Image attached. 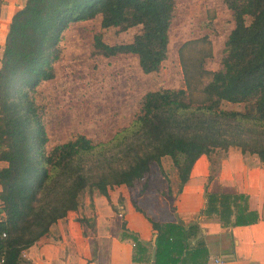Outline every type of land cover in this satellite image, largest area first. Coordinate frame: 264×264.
<instances>
[{"label":"trees","instance_id":"1","mask_svg":"<svg viewBox=\"0 0 264 264\" xmlns=\"http://www.w3.org/2000/svg\"><path fill=\"white\" fill-rule=\"evenodd\" d=\"M222 1L234 28L220 68L202 89L203 103L195 104L183 88L150 91L133 121L110 140L94 143L78 134L49 149L36 95L43 82L56 77L71 24L99 17L102 29L137 28L131 41L116 44L96 33L92 55H134L145 74L157 73L169 56L177 2L26 0L12 18L0 68V162L5 164L0 167V264H31L23 252L78 210L85 191L109 195L115 186L133 187L165 156L178 170L179 191L196 161L217 148L239 147L264 163V0ZM224 102L245 108L225 110ZM248 209L244 194L208 195L207 214L233 215V225L257 220ZM152 224L158 235L155 264H178L184 250L200 257L204 241L189 246L197 225Z\"/></svg>","mask_w":264,"mask_h":264},{"label":"crops","instance_id":"2","mask_svg":"<svg viewBox=\"0 0 264 264\" xmlns=\"http://www.w3.org/2000/svg\"><path fill=\"white\" fill-rule=\"evenodd\" d=\"M25 2L0 0V68L12 18ZM159 184L167 192H157ZM179 184L178 170L165 156L133 187L118 185L109 195L85 191L79 209L58 220L24 258L31 264H155L154 221L198 226L189 246L192 250L203 240L200 257L193 259L184 250L178 264H264V163L258 155L239 147L217 148L196 161L181 191ZM210 194H244L257 220L233 225V215L207 214Z\"/></svg>","mask_w":264,"mask_h":264},{"label":"rangeland","instance_id":"3","mask_svg":"<svg viewBox=\"0 0 264 264\" xmlns=\"http://www.w3.org/2000/svg\"><path fill=\"white\" fill-rule=\"evenodd\" d=\"M176 2L169 56L157 73L145 74L134 55H92L96 33L103 32L107 43L116 44L131 41L137 28L124 32L102 29L99 17L71 24L62 41L63 57L56 64V77L43 82L36 95L43 108L49 149L78 134L94 143L110 140L133 121L140 100L150 91L183 88L195 104L204 102L202 89L220 68L234 28L232 13L222 0ZM222 108L240 111L245 105L224 102ZM163 186L157 185L156 191L167 192Z\"/></svg>","mask_w":264,"mask_h":264},{"label":"built area","instance_id":"4","mask_svg":"<svg viewBox=\"0 0 264 264\" xmlns=\"http://www.w3.org/2000/svg\"><path fill=\"white\" fill-rule=\"evenodd\" d=\"M26 251V250H25ZM25 251L23 252V256L25 255Z\"/></svg>","mask_w":264,"mask_h":264}]
</instances>
